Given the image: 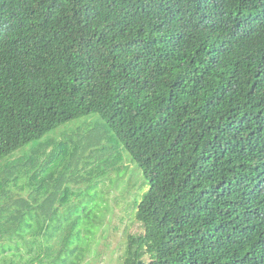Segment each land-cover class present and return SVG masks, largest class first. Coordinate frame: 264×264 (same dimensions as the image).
Listing matches in <instances>:
<instances>
[{"label": "trees", "instance_id": "16d2710c", "mask_svg": "<svg viewBox=\"0 0 264 264\" xmlns=\"http://www.w3.org/2000/svg\"><path fill=\"white\" fill-rule=\"evenodd\" d=\"M90 113L151 183L122 264H264V0H0V161Z\"/></svg>", "mask_w": 264, "mask_h": 264}, {"label": "rangeland", "instance_id": "374dc122", "mask_svg": "<svg viewBox=\"0 0 264 264\" xmlns=\"http://www.w3.org/2000/svg\"><path fill=\"white\" fill-rule=\"evenodd\" d=\"M150 187L144 170L103 116L90 113L0 161V225L20 216V234L31 230L33 218L37 225L42 219L61 223L56 238L62 245L52 243L50 252L47 244L42 264H66L68 248L75 244L84 246L80 264H122L129 236L144 231L137 209ZM14 231L0 228V256L3 250L24 247L11 242L17 238ZM41 239L36 236L42 248ZM66 239L74 243L66 245Z\"/></svg>", "mask_w": 264, "mask_h": 264}, {"label": "crops", "instance_id": "0c3cea01", "mask_svg": "<svg viewBox=\"0 0 264 264\" xmlns=\"http://www.w3.org/2000/svg\"><path fill=\"white\" fill-rule=\"evenodd\" d=\"M51 200V198H48V201L47 202H49ZM29 204L31 205V203H28L27 202V205L29 206ZM49 211V210H51V208L49 207V208H43V211L45 212V211ZM33 220V219H32ZM50 223V222H49ZM12 224V223H11ZM58 225H61V223L60 224H58ZM2 238V235H0V239ZM3 240V239H2ZM9 257H11L12 258V255H8ZM33 257H34V250L33 249H31V250H29L28 249V245H27V248H26V246H25V249L24 248H22V249H17L16 250V253H15V262L13 263V262H11L10 264H18V262H19V260H22V261H24V259H26L25 261H26V264H28L29 263V258H32L33 259ZM2 260H0V264H4V263H2L1 262ZM5 264H7V263H5ZM31 264H34V262H31Z\"/></svg>", "mask_w": 264, "mask_h": 264}]
</instances>
